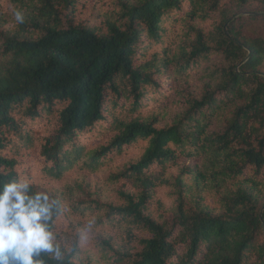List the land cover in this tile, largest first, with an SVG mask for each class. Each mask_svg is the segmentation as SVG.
Listing matches in <instances>:
<instances>
[{
	"label": "trees",
	"instance_id": "obj_1",
	"mask_svg": "<svg viewBox=\"0 0 264 264\" xmlns=\"http://www.w3.org/2000/svg\"><path fill=\"white\" fill-rule=\"evenodd\" d=\"M18 178L60 264H264V0H0Z\"/></svg>",
	"mask_w": 264,
	"mask_h": 264
},
{
	"label": "clouds",
	"instance_id": "obj_2",
	"mask_svg": "<svg viewBox=\"0 0 264 264\" xmlns=\"http://www.w3.org/2000/svg\"><path fill=\"white\" fill-rule=\"evenodd\" d=\"M15 18L23 22L20 12ZM31 185L18 178L0 187V264H46L42 253L62 262L64 251L50 227L59 201L48 190L29 194Z\"/></svg>",
	"mask_w": 264,
	"mask_h": 264
},
{
	"label": "rangeland",
	"instance_id": "obj_3",
	"mask_svg": "<svg viewBox=\"0 0 264 264\" xmlns=\"http://www.w3.org/2000/svg\"><path fill=\"white\" fill-rule=\"evenodd\" d=\"M229 13H230V12H229ZM229 13H228V14H229ZM230 14H231V13H230ZM228 17H229V16H228Z\"/></svg>",
	"mask_w": 264,
	"mask_h": 264
}]
</instances>
